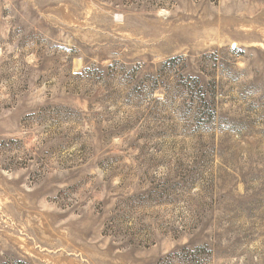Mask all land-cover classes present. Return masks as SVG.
Here are the masks:
<instances>
[{"label":"rangeland","instance_id":"obj_1","mask_svg":"<svg viewBox=\"0 0 264 264\" xmlns=\"http://www.w3.org/2000/svg\"><path fill=\"white\" fill-rule=\"evenodd\" d=\"M0 264H264V0H0Z\"/></svg>","mask_w":264,"mask_h":264}]
</instances>
